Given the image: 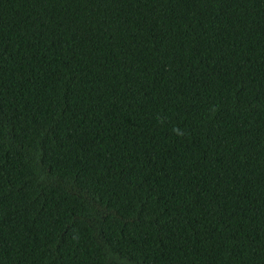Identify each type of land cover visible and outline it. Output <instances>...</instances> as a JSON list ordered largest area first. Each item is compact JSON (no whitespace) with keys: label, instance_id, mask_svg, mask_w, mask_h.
I'll return each instance as SVG.
<instances>
[{"label":"trees","instance_id":"1","mask_svg":"<svg viewBox=\"0 0 264 264\" xmlns=\"http://www.w3.org/2000/svg\"><path fill=\"white\" fill-rule=\"evenodd\" d=\"M0 264H264V0H0Z\"/></svg>","mask_w":264,"mask_h":264}]
</instances>
